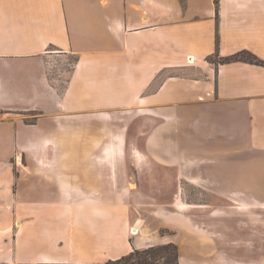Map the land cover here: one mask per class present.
<instances>
[{"label": "crops", "instance_id": "1", "mask_svg": "<svg viewBox=\"0 0 264 264\" xmlns=\"http://www.w3.org/2000/svg\"><path fill=\"white\" fill-rule=\"evenodd\" d=\"M218 1L0 0V264H263L226 246L263 245L264 66L220 61L264 60V0Z\"/></svg>", "mask_w": 264, "mask_h": 264}, {"label": "rangeland", "instance_id": "2", "mask_svg": "<svg viewBox=\"0 0 264 264\" xmlns=\"http://www.w3.org/2000/svg\"><path fill=\"white\" fill-rule=\"evenodd\" d=\"M212 60L213 61H219L218 58H216V57L212 58ZM74 61H75V56H71L70 58L66 59V69L68 68L69 62L74 63ZM185 190H184V192H185V196L187 197V199H189L190 201H193L194 203L196 202V205H201V212L204 211L206 213V210H207L206 205L208 203L207 201L209 200V198H212L209 196L207 189L187 186V187H185ZM211 204L212 205H220L221 202L220 203L216 202V203H211ZM188 205L189 206L184 205L183 208L189 209L192 207L191 204H188ZM249 219H250V221L253 222L251 226L254 227L256 225L257 220L255 218H253V219L249 218ZM258 219H260V218H258ZM200 220L206 225V219L201 218ZM171 224H173V223H171ZM174 226L176 229L180 228V225L177 222L174 223ZM179 231H180V233L178 234L177 239H178V241H181V242L186 244L185 255H184V258L186 260L191 261L192 259L199 260V259L204 258V259H202V261H220L223 259V258H221V259L213 260L215 258H213V259L209 258V254H208L209 248H207L206 245L203 246L204 249H202L200 247L202 250H200L199 253H197V254L194 253V251H193L194 242L192 244V241L190 239L191 235L189 234V230L187 228H185L184 230H179ZM171 232H174V231H172L170 229L165 230V233H171ZM249 232L251 234L250 228H249ZM253 238H255V237H253ZM201 240L203 241V239H201ZM201 245H203V244H201ZM251 245H253V244L248 245L249 248H253ZM223 247H225V246H223ZM243 248L244 247H228V246H226V252H227L226 255L228 257H231V258H248L249 259L250 255L258 254V257H261L263 264H264V237H263V245L260 248V250H258L257 252L250 250V249H249V251H247ZM254 257L255 256H253V258Z\"/></svg>", "mask_w": 264, "mask_h": 264}, {"label": "trees", "instance_id": "3", "mask_svg": "<svg viewBox=\"0 0 264 264\" xmlns=\"http://www.w3.org/2000/svg\"><path fill=\"white\" fill-rule=\"evenodd\" d=\"M219 1L216 0V5ZM218 7V6H217ZM218 11V10H217ZM213 61L212 57L208 58ZM245 61L254 65L264 66V60L249 50H243L232 56L222 58L220 63ZM164 232V231H163ZM180 251L175 243L152 246L143 250H135L127 256L117 260L116 264H179Z\"/></svg>", "mask_w": 264, "mask_h": 264}, {"label": "built area", "instance_id": "4", "mask_svg": "<svg viewBox=\"0 0 264 264\" xmlns=\"http://www.w3.org/2000/svg\"><path fill=\"white\" fill-rule=\"evenodd\" d=\"M135 232L134 231H132V234H134Z\"/></svg>", "mask_w": 264, "mask_h": 264}, {"label": "bare ground", "instance_id": "5", "mask_svg": "<svg viewBox=\"0 0 264 264\" xmlns=\"http://www.w3.org/2000/svg\"><path fill=\"white\" fill-rule=\"evenodd\" d=\"M137 229H135L134 231H136Z\"/></svg>", "mask_w": 264, "mask_h": 264}]
</instances>
